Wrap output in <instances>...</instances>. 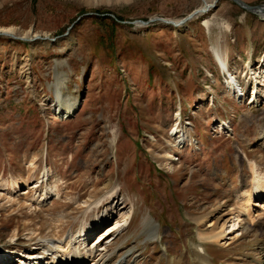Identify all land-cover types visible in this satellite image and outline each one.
<instances>
[{
    "label": "rangeland",
    "instance_id": "374dc122",
    "mask_svg": "<svg viewBox=\"0 0 264 264\" xmlns=\"http://www.w3.org/2000/svg\"><path fill=\"white\" fill-rule=\"evenodd\" d=\"M201 7L180 24L136 23L178 22ZM1 28L32 40L0 35V264L55 239L56 224L94 248L118 220L100 253L107 264H200L199 254L204 264H264V215L235 225L251 162L264 172V84L252 81L264 60L263 17L231 0H0ZM230 73L245 93H233ZM58 74L78 101L71 117L56 110ZM182 129L179 148L171 142ZM47 184L58 192L39 202ZM114 199L118 209L99 214ZM223 214L232 244L202 241L200 230ZM95 216L104 225L80 240Z\"/></svg>",
    "mask_w": 264,
    "mask_h": 264
},
{
    "label": "bare ground",
    "instance_id": "6f19581e",
    "mask_svg": "<svg viewBox=\"0 0 264 264\" xmlns=\"http://www.w3.org/2000/svg\"><path fill=\"white\" fill-rule=\"evenodd\" d=\"M197 11L198 10L194 11L191 14H194V13L202 14V11H204V8L201 7L200 10L198 12ZM255 13L264 18V6H262V8L260 9H256ZM0 32L12 34L13 30L11 28H1ZM12 35H15V34H12ZM32 37H33V40H35L34 39L35 35ZM260 62H263V63L257 70V73L254 74L255 78L252 81H255V83H257L258 81H261L264 84V60H260ZM223 66H225V64H223ZM56 77H57L56 86L54 88L55 98L58 104L56 110L60 116H63L65 118L71 117L75 114L78 101L74 96H67L62 91V89H65V87L67 86L66 75L58 74ZM227 80H228L227 83L230 86V89L236 90L238 88L239 85H238V79L236 76H233V74H229V77H227ZM256 93L257 91H255V94H254L255 96H257ZM187 133H188L187 129L179 130L175 135V140H173L171 143H175L176 145H179V148H180V145L182 144V142L187 138ZM260 135H261V138L264 140V127L261 129ZM250 169L252 173L251 187L247 193H243L241 196L242 198L241 210L237 215V220L235 223L236 225L238 221L240 222V226L237 229L238 231L240 229L245 230L246 228L245 225L244 226L241 225V222H243V219L240 218L241 216L243 217V215L244 216L246 215L252 221H255L257 220V218H262L264 215L263 213H261L258 216L257 215L255 216L254 211H253L254 207H260V209L264 211V203L259 204L260 201L258 200L262 195H264V172L258 168L255 162H251ZM46 181L48 180H45L44 178H41V177L38 178L37 186L39 187L44 186V183ZM45 187H47L46 188L47 192L46 191L43 193L40 192L39 195L38 194L34 195L35 199L38 200L39 202L42 200L43 201L46 200V197L51 192L52 193L58 192V188H59L58 184H55L54 186L47 184V186ZM106 187H108V185ZM49 188L51 192H48ZM83 197L80 195L79 199L76 202L88 204L89 201L88 200L83 201L82 200ZM90 197L94 199L93 203H96V206H98L99 203L101 202V200H97L96 196H94L93 194ZM91 198L89 200H91ZM115 202L116 200L114 199L110 204H107L106 211L105 209H103L99 214L102 213L103 216L111 215V213H113L115 209H118L117 208L118 206H115ZM98 217L99 216H95V221L97 223L96 222L93 223L92 226H90V228L79 233L80 234L79 238H81V236L83 235L91 234L93 231L97 230V228L104 225V222L102 219L100 218L98 220L96 219ZM223 218H224V214L222 215V217L219 216L216 218V220H213L210 222V224L208 225V228L211 230L210 232L206 234H202L200 230L199 236L202 239V241L210 240L212 242L219 243L221 246H224V247H228L229 245L232 244V242L225 241V239H227L225 236V228H224L226 222L225 221L222 222ZM55 221H56L55 223L61 222V219L58 218V219H55ZM120 224H121V221L118 220L116 222V229L112 231L111 234H107L106 236H100V238L96 242L98 244L94 248H91L87 245L82 247L81 246L82 243L76 242V239H73L72 234H68L64 236V234H61L60 232L56 233L55 231L56 226L59 227L56 224L51 230V232L53 233V238L55 239L47 238V237L45 238L44 236H42V239H44V241H46L47 243L39 244V246H35L36 249L30 252H26L20 261L23 262L25 260L26 264H33L35 262H39V261L41 262L42 260L45 259V261H47L48 264H83L84 262L91 260L92 262L91 264H107L109 263V260H112V258L108 259L107 255H104L103 258H100L101 257L100 253L101 251L106 250L105 248L109 247L107 246V242L109 238H111V236H113L117 232L116 230H118ZM151 224H152L151 219L149 217V220L146 221L147 229H149L148 227L151 226ZM111 228L112 227H108V231H111L112 230ZM217 229L219 230L217 231ZM149 232H150V235H152L151 236L152 238H156V237L158 238L160 236L159 229L156 227H152L151 229H149ZM45 253H47L48 255L51 254V256L46 257ZM103 254H105V251ZM104 258H105L104 262L99 260V259H104ZM197 258L200 264L205 263L206 257L204 258L203 255L199 254ZM97 261H99V263H97ZM5 262L6 264H10L9 260ZM118 264H126V262L121 260ZM168 264H175V260L169 261Z\"/></svg>",
    "mask_w": 264,
    "mask_h": 264
},
{
    "label": "water",
    "instance_id": "95a60500",
    "mask_svg": "<svg viewBox=\"0 0 264 264\" xmlns=\"http://www.w3.org/2000/svg\"><path fill=\"white\" fill-rule=\"evenodd\" d=\"M219 1H222V0H216V3L217 2H219ZM231 1H233V2H235V3H237L238 5H240V6H242L244 9H246L247 11H250V12H254L256 9H260V8H262V5H257V6H252V5H249V4H247V3H245L243 0H231ZM207 9V8H206ZM205 10V9H204ZM199 11V10H198ZM197 11V12H198ZM92 14H94V13H87L86 15H92ZM195 14L196 13H194V14H190L188 17H186V18H184V19H182V20H180L179 22H176V21H173V20H167V19H164V18H160V17H156V18H152V19H150V20H148V21H144V20H138V21H136V23H140V24H143V25H147V24H150V23H152V22H155V21H162V22H165V23H171V24H180V23H183V22H185L186 20H188V19H190V18H192V17H194L195 16ZM111 16H113L114 17V15H111ZM81 19V16L80 17H78V19L77 20H80ZM0 35H4V36H8V37H12V38H14V39H29V38H24V37H21V36H18V35H12V34H10V33H4V32H0ZM64 35V34H63ZM63 35H59V36H56V37H49V36H42V35H39V36H37V37H35V38H43L44 40H46V41H53V40H56V39H59V38H61ZM29 40H32V39H29Z\"/></svg>",
    "mask_w": 264,
    "mask_h": 264
},
{
    "label": "trees",
    "instance_id": "16d2710c",
    "mask_svg": "<svg viewBox=\"0 0 264 264\" xmlns=\"http://www.w3.org/2000/svg\"><path fill=\"white\" fill-rule=\"evenodd\" d=\"M104 14H105V13H104ZM106 14H107V13H106ZM106 14H105V15H106ZM95 15H98V16H99V15H103V14H102L101 12H99V11H96ZM105 15H104V16H105ZM107 15H108V14H107ZM107 15H106V16H107ZM114 23L116 24V22H114Z\"/></svg>",
    "mask_w": 264,
    "mask_h": 264
}]
</instances>
